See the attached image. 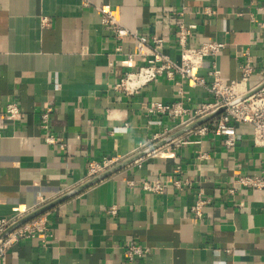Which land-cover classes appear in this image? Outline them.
Segmentation results:
<instances>
[{"label":"crops","instance_id":"0c3cea01","mask_svg":"<svg viewBox=\"0 0 264 264\" xmlns=\"http://www.w3.org/2000/svg\"><path fill=\"white\" fill-rule=\"evenodd\" d=\"M102 5L133 34L117 38L106 28ZM183 6L185 23L197 25L191 46L225 42L217 61L226 82L240 79L248 52L255 68L249 87L264 83V0H0V218L15 221L6 232L56 202L10 230L47 220L0 264H264V190L236 182L264 168L253 126L236 124L232 148L219 134L196 143L191 129L149 151L194 122L149 114L148 103H172L183 88L190 120L215 96L166 73L134 92L116 88L138 70L129 61L137 37L152 46L161 39L157 47L180 62L176 11ZM210 70L207 59L200 74L209 79ZM11 102L21 108L19 120L4 116ZM105 157L119 158L112 168L128 163L85 186L101 175H87L89 162ZM156 179L168 183L162 193L144 189ZM200 199L206 203L197 218ZM130 242L148 251L131 258Z\"/></svg>","mask_w":264,"mask_h":264},{"label":"built area","instance_id":"2783aa9c","mask_svg":"<svg viewBox=\"0 0 264 264\" xmlns=\"http://www.w3.org/2000/svg\"><path fill=\"white\" fill-rule=\"evenodd\" d=\"M97 10L101 14L103 25L112 30L117 38H124L133 34L118 23L110 5L98 6ZM186 12L185 6L176 11V34L181 55L180 62L172 60L168 54L157 47L162 43L161 39L155 38V45L152 46L142 37H137L138 51L129 56V61L133 67L138 66V70L127 72L116 85V88L124 89L126 92H134L150 82L157 81L164 73L169 78H173L175 74H178L189 86L193 88H206L215 96V102L202 104L200 108L193 112V118L191 117L192 119L186 120L185 117L190 113V109L182 98L184 95L183 88H179L178 94L180 97L172 103H164L162 101L148 103L146 110L149 114H163L173 120H180L181 124H189L206 117L215 110L224 108V111L219 116L192 129L191 133L199 138L194 142L200 143L202 137L208 134H219L224 136V144L227 147H235L236 124L247 122L253 126L254 145L264 149V87L242 99V97L254 89L249 87V82L255 73L251 55L248 52L244 54L246 60L239 65L240 79L226 82L220 73L217 61L219 55L226 47L225 42L209 40L198 42L196 45L191 46L189 39L193 36L197 25L185 23L184 16ZM44 22H47V19H44ZM207 59L211 61V70L208 73L209 79L200 74V69L204 66ZM139 61L144 64L139 65ZM51 111L52 108H48L43 113L42 118L45 121H47ZM21 115V108L17 103L11 102L6 106L4 116L7 120H19ZM46 141L54 143L56 139L50 136ZM182 142L187 143L191 141L185 139ZM199 157L207 159L210 155L209 153L202 152ZM118 162L119 158L117 157H105L102 160H93L88 164L87 175L94 177L102 174ZM176 171L178 172L179 169ZM236 182L245 187L246 190H264V168L260 175H243L238 177ZM174 183L178 185L179 181H174ZM167 186L168 183L161 179L143 182L145 190L155 193H162ZM235 190L233 188L231 192ZM205 203V201L200 199L193 206L192 209L197 218H201ZM116 212V206H113L109 210V213L112 215L116 214ZM14 222L12 219L0 218V258L3 262L6 261L7 251L13 243L17 242L21 237L34 236L37 232H41L47 227V220L44 217H39L24 228H19L17 233L10 232L4 235ZM128 249L131 258L140 257L148 251V249L143 248L135 242H130Z\"/></svg>","mask_w":264,"mask_h":264},{"label":"water","instance_id":"95a60500","mask_svg":"<svg viewBox=\"0 0 264 264\" xmlns=\"http://www.w3.org/2000/svg\"><path fill=\"white\" fill-rule=\"evenodd\" d=\"M263 87H264V83L261 84V85H259V86L256 87V88H254L250 93H248L247 95H245L244 97H242V99L248 97L250 94L255 93L256 91L260 90V89L263 88ZM223 111H224V108H221V109H219V110H217V111H215V112L210 113V114L207 115L206 117H203V118H201V119L195 121L194 123H192L191 125L187 126V127L184 128V129H182L181 131H179V132L176 133L175 135L169 137L168 139L164 140L163 142H161V143L157 144L156 146L150 148L149 151L154 150V149H157L158 147H160L161 145H163V144L169 142V141L172 140L173 138H176V137H178L179 135H181V134H183V133H185V132H187V131H189V130H191V129H193V128H195V127L201 125V124H203L204 122H206V121H208V120L214 118L215 116L219 115V114L222 113ZM127 163H128V162H125V163H123V164H120V165H118V166H116V167H114V168H112V169L106 171L105 173L101 174L100 176L94 178L92 181H90L89 183H87L85 186H89V185H91V184H93V183H95V182H97V181H99V180H101V179L107 177L108 175L114 173L115 171H117L118 169H120L122 166H124V165L127 164ZM62 199H64V198H61V199H59L58 201H60V200H62ZM58 201H57V202H58ZM55 203H56V202H53V203H50V204H48V205H46V206H43L42 208H39V209L36 210L35 212L29 214L28 216H26L25 218H23L22 220H20V221H19L17 224H15L10 230H13L16 226H19L20 224H23V223H25L26 221H28V220H30V219H32V218H34V217H36V216H38V215L44 213L46 210H48L49 208H51ZM10 230L7 231L6 233L10 232ZM6 233H5V234H6ZM5 234H4V235H5Z\"/></svg>","mask_w":264,"mask_h":264}]
</instances>
